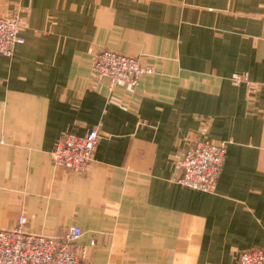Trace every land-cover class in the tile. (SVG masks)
Returning a JSON list of instances; mask_svg holds the SVG:
<instances>
[{
  "label": "crops",
  "instance_id": "obj_1",
  "mask_svg": "<svg viewBox=\"0 0 264 264\" xmlns=\"http://www.w3.org/2000/svg\"><path fill=\"white\" fill-rule=\"evenodd\" d=\"M23 44L0 56V229L82 230L88 264H235L264 250V0H0ZM153 73L97 80L100 51ZM96 129L90 170L51 158ZM197 140L226 142L211 193L177 183ZM94 242L93 246L90 243Z\"/></svg>",
  "mask_w": 264,
  "mask_h": 264
},
{
  "label": "built area",
  "instance_id": "obj_2",
  "mask_svg": "<svg viewBox=\"0 0 264 264\" xmlns=\"http://www.w3.org/2000/svg\"><path fill=\"white\" fill-rule=\"evenodd\" d=\"M19 32L17 14H0V56L11 57L15 46L23 44ZM92 70L97 80L106 79L111 86L130 88L137 86L143 76L153 73L152 68L144 67L135 57L108 50L95 55ZM230 80L249 93L264 90V85L251 83L247 74H232ZM98 142L96 129L84 136L64 134L54 145L52 161L73 173H88ZM226 146V142H193L181 155L177 183L197 192L211 193L223 168ZM25 224L26 218L20 215L16 227L0 229V264H88L86 249L77 244L82 236L80 227H70L59 239L27 232ZM235 264H264V250L241 252Z\"/></svg>",
  "mask_w": 264,
  "mask_h": 264
}]
</instances>
